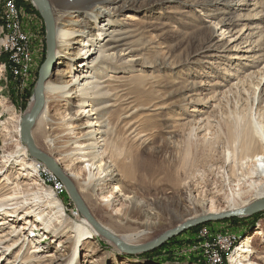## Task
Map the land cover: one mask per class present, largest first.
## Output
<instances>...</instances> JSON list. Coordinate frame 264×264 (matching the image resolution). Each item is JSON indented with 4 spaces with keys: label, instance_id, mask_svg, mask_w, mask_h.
Masks as SVG:
<instances>
[{
    "label": "rangeland",
    "instance_id": "rangeland-1",
    "mask_svg": "<svg viewBox=\"0 0 264 264\" xmlns=\"http://www.w3.org/2000/svg\"><path fill=\"white\" fill-rule=\"evenodd\" d=\"M22 1V6H16L23 29L31 35L32 70L25 81L12 78L7 71L9 57L0 52V73L3 71L0 77V197L12 193L21 197L20 201L24 203L32 198L31 194L40 197L37 203L33 202L35 211L33 218L28 220L36 222L38 230L31 232V226L27 225L28 231L21 234L18 232L25 224L21 218H18V223L15 218V223L13 218L4 220L8 224L0 225V235H10L0 238V264H50L45 259H35L30 252L32 242L35 245L41 241L51 248L57 246L53 235L37 222V217L43 215L47 220L50 218L52 229L57 226L50 198V194L53 196L54 193L50 189L52 180L48 183L46 180L51 179L49 175L41 176L44 175L42 171L33 172L31 168L24 171V175L30 174L28 178L14 179L19 173L17 168L1 162L9 156H17L14 154L19 153L18 147L22 146L26 148L28 160H32L26 145L20 140V132L18 136L16 131L18 124L20 126L28 118L26 115L34 105L33 90L40 66L46 58L44 21L30 0ZM46 1L56 30L62 22H82L84 15L81 12L85 10H71L79 13H71L61 20V8L54 0ZM123 1L125 6L118 9L108 7V3L95 5L92 14H99L97 20L93 19L90 28H82L81 31L84 37L91 36L96 23L109 20L112 30L119 26L118 30L128 31L130 35L122 48H130L131 53L125 50L121 55V59L130 63L124 65L118 60H105L102 68L96 67L95 75L103 80L114 77L105 81L112 86L107 90L119 84L116 80L122 82V91L117 92L121 102L119 100L116 108L111 107L110 110L116 109L114 112L106 114L110 115L107 141L111 144L106 149L108 157L104 161L109 162L114 173L119 175L115 184L123 191L131 190L136 203L149 204L148 211L154 213L152 220L157 222L156 226L137 239V245H144L186 222V218L194 212L191 201L204 200L206 209L216 211L229 207L247 208L264 200L258 199L264 195L263 191H254L248 186V176L237 182L241 190L235 197L237 183L229 182L228 173L231 166L236 174H240L239 153L233 151L236 144H233L232 135L242 133L244 124L251 118L264 124V0ZM73 46L79 49V46ZM68 50L63 48L64 55ZM77 60L72 62V72L77 74L82 70L89 73L88 66L82 69ZM2 64L6 66L5 72L1 69ZM63 66L56 70L62 71ZM135 75L137 77H127ZM54 78L51 77L50 81ZM26 95L27 101L21 109L22 98ZM45 104L49 108L50 119L63 116L65 105L59 106L57 99H52L46 91ZM128 106L138 109L131 111V121L135 122L133 129L139 134L136 137L128 134L124 128L127 120L121 119ZM60 130L58 145L66 139L62 133L64 126ZM35 131L33 128L31 133L36 148L56 161L59 155H50L42 143L50 132L48 127L44 128V136ZM53 135L56 133H51ZM56 163L61 169L68 164L63 160ZM77 168L72 166L76 172ZM243 170L246 171L245 167ZM66 176L100 226L114 230L119 236L140 232L122 224L120 219L124 210L119 212L120 216H113L112 210L101 203V199L111 192L112 185L103 187L102 195L95 196L83 185L87 173L82 172L79 178ZM3 177L8 179L7 183L2 181ZM61 196L58 198L67 218L80 224V218H85L76 214L69 194L66 192ZM177 202L186 208L183 210ZM4 217L0 212V220ZM231 219L190 228L155 250L136 255H125L121 250L116 252L112 244L99 235L93 241L84 242L81 264H128L129 261H135L134 264H207L201 257L203 251L198 246L201 242L209 244V240H216V236L232 235L237 240L233 245L235 250L243 238L254 234L257 229L262 234L254 237L248 262L264 264V210ZM87 223L96 233L93 226ZM14 229L15 232H12ZM204 229L212 238L199 234ZM18 239L19 242L24 240V245L11 247ZM230 251L233 253L232 249ZM107 253H113L115 258L108 259ZM222 264L230 263L225 257Z\"/></svg>",
    "mask_w": 264,
    "mask_h": 264
},
{
    "label": "bare ground",
    "instance_id": "bare-ground-1",
    "mask_svg": "<svg viewBox=\"0 0 264 264\" xmlns=\"http://www.w3.org/2000/svg\"><path fill=\"white\" fill-rule=\"evenodd\" d=\"M42 1L48 5L46 0H42ZM54 1L58 5V7L61 8V15H60V17L62 18L61 20L66 19L71 13H79L77 11L71 12V10H74L76 8L83 9L85 11L81 12L84 15L82 22L78 23V21H75L73 23H70L65 20L66 22L65 23L62 22L60 24V28L56 30V35H55L56 45L53 54L54 59L51 65V69L48 72V76L43 86V93H42L43 102H44V91H46V93L50 95L52 99H57V104L59 106L65 105L66 108L64 110V114L63 116L61 115V117L54 118L52 120L48 115V109H49L48 106L46 104L45 105L43 104L42 107L43 109L41 110L39 116L37 117L33 128L40 134V136H44V128L48 127V130L50 132L48 133L47 136H45L44 139H42V143L50 155L52 153L55 154L57 153L59 155L56 159L57 162L63 160L64 163H68L67 165H65L63 169H61L57 165L56 161L50 157V159H52V161L60 168L61 172L65 176L66 174H68L71 178H79L82 172L87 173V177L83 185L85 188H88L90 192L95 196L102 195V193L105 190L103 189V187L112 185L111 192H109L107 196L101 199V203H103V206H105L107 209L112 210L113 216L114 215L120 216L119 212L121 213L124 210L123 215L120 219L122 224L123 225L128 224L131 227H133L134 230H139L140 232H130L119 236L112 229H109L110 231L106 228L104 229L113 236H115L116 238H118L119 240H121L123 243L129 245L130 244L137 245L138 242L137 239L141 238L142 236H145L151 228L156 226L157 222L155 220H152L153 219L152 216H154L153 215L154 213L148 211V209L150 208L149 204H145L143 202L136 203V201L134 200L135 198L134 193L130 192L131 190L123 191L119 187V185L115 184L119 180L118 179L119 175L118 173H114L115 172L114 168L112 165L109 164V162L104 161L105 160L104 158L108 157L106 154V149L111 144V142L107 141L108 127H109L108 116L110 115L106 116V114L110 111L114 112L116 110V109L113 110L110 109H112L111 107L116 108L117 105L119 104V100L121 96L118 95L117 92H121L123 86L121 85L122 82L117 81L115 79L116 81L115 80L114 81L118 82L119 84L117 85L115 84L114 89L107 90L108 87H112V86L109 85L110 83L106 84L105 81L114 79V77L110 76L108 79L103 80L102 78L96 77L97 75H95L96 67L97 69L102 68V65L105 60L106 61L118 60V62H121L124 65L130 63L129 60H126L124 58L121 59L122 57L121 55L123 54V51L126 50L128 51V53H131L130 48L127 47L125 49L122 48L123 46H126L125 40L130 35L128 31L118 30L119 26H117V29L112 30V26L110 27L111 22H109V20H104L102 21V23H96L93 29L91 27L92 29V33H90L91 36L84 37V32L81 31L82 28H90L93 19L97 20V15L99 14H94V16L92 14L95 5L108 3L109 4L108 7L113 6L114 8L112 9H118L120 7L123 8L125 6V2L123 0H72L70 3L69 0H54ZM119 3L121 4L118 6ZM88 11H91V13L89 14ZM73 45L79 46V49ZM63 48H69V50L65 55L63 52ZM124 54L127 53L125 52ZM30 58H31V54H30ZM77 59H79L80 67L82 69L88 66L90 70L89 73L82 72V70L80 71V73L77 74H74L72 72L71 68L74 65V63L72 62L78 61ZM62 66L64 67L62 71L56 70V68H60ZM3 69L5 72V68ZM91 70L92 71L94 70V72L92 73ZM2 73L3 71L0 73V77ZM54 76L55 78L52 81H50V78L51 77L53 78ZM127 77L134 78L137 77V75L127 76ZM126 100L124 99V101ZM32 103H33V99H32ZM130 107L128 106L126 108V112L122 115L121 119L122 121L127 120L126 123L124 124L125 125L124 128L126 129L127 132H129L128 134L129 135L134 134L133 136L136 137L139 134L136 132L135 128L133 129L135 122L131 121L132 120L131 116L133 115L132 112H134L133 110L135 109ZM263 125L264 124H262L261 122H257V120L255 119L252 120L251 118L248 121H246V123L244 124L245 127L242 133L237 132L235 135H232L233 144H236V147L233 151L234 153L235 152L239 153L238 163H240V174H236L232 170L231 166L228 169V173L230 175L229 178L230 183H237L241 179H245V176H248L249 177L248 186L254 191L257 190L264 192V126ZM61 126H64L65 132L63 131L62 133H64L66 139L62 142V145H58L57 137H59V135L61 134L60 133ZM19 128L20 126L18 124L16 131L18 136L20 132ZM51 133L52 134L56 133V135L51 136ZM18 152L19 153L14 154L17 156L15 157L9 156L5 160L1 161L5 164V166L9 164L10 166L17 168V171L19 173L18 176L15 177L14 179L21 180L24 177L28 178L30 174H26L27 176L24 175L25 169L31 168L33 172H37V173L42 171L44 175L42 174L41 176L46 177L47 175H49L51 179L53 178L55 179V181L57 182L59 181L61 188L64 190V195L66 194L67 192L66 187L59 180V178L55 176L52 172H50L42 162L37 161L33 157H31L29 152L28 154L30 156V159L32 160H28L27 151L24 146H22V148L18 147ZM73 165L78 166L77 172L74 171V169H72ZM243 167H245L246 171L243 170ZM67 178L69 179V177ZM4 180H6L5 181L6 183L8 182V179L6 177H3L2 181ZM35 185L39 186L40 184L38 185L35 183ZM51 190L52 192H54L53 196L50 194V198L52 200L51 206L53 209H55L54 214H55V220L57 226L52 229L50 218H48L47 220L44 218L43 215H39L37 217V219H39L37 220V222L41 223V225L45 227L47 232L53 235V238L56 239L57 241V246L51 248L50 245L45 246V244L41 241L38 242L37 244L35 243V245L32 242L31 245L32 250L30 253L34 254L33 257L35 259L37 260L45 259V261H48L50 264H81V253H82L81 249L84 245V242L93 241V239L99 235H97L94 232L91 226L83 218H80L81 219L80 224L72 223L67 218L62 201L58 198V196L60 197L62 196L56 193L53 189ZM240 190L241 187L237 183L235 185V193H236L235 197L239 196L238 192H240ZM75 191L77 193L76 188ZM31 196L32 198H30L29 200H27L26 203H24L20 201L21 197H19L18 195H14L12 193L2 195L0 197V212L2 213V216L5 217L4 219L0 220V225L5 226L6 223L8 224V221H4V220H7L9 218H13L12 220L13 223L15 222L18 223L19 222L18 218H21V221H24L25 224L20 228V231L18 233L21 232V234L22 233L25 234V231H28L27 225L31 226L32 228L31 232H35L36 230H38V226L35 225L36 222L30 223L28 220L29 218H33L32 213H34L35 211L34 208L35 205L34 206L32 205L33 202L37 203L36 201L39 200L40 197L34 194L33 195L31 194ZM23 197L24 196H22V198ZM78 197L81 203L83 204V206L85 207V209L90 214L88 208L83 203L79 195ZM261 198L263 199L264 195L258 197V199ZM23 199L26 200V198ZM20 204L23 206L20 207L19 206ZM176 204L178 206H181L183 210L184 208H186L185 205L182 206L178 202ZM190 204L193 206L194 212L186 218L187 221L191 219H196L199 216L203 217L210 214L218 215L239 209H246V207L245 208L229 207V208H224L222 210L214 211L211 209H206V203L204 200L203 201L196 200L195 202L191 201ZM74 206H75L76 214L77 213L80 214L75 204ZM115 206H118V208H115ZM14 218L17 219V221L14 222ZM42 218H44L45 220ZM155 219H157V217ZM12 232H15V229ZM261 234H262L261 230L257 229L254 234H248L245 238H243L240 245L237 246L235 250H233V253L229 258V263L256 264L251 262L249 263L248 261L251 254L252 241L255 236H261ZM9 235H10L9 233H2L0 235V238L3 237L7 238ZM223 236H227V235H223ZM223 236H216V237H223ZM227 237L230 238L229 236ZM228 242L221 240V245L224 246L227 245V247H230V243ZM1 243L2 242L0 241V244ZM21 244L24 245V240H22V242H19L18 239L11 245V247L17 245L19 246ZM110 244H112L116 252L120 253L119 248H117L112 242H110ZM48 249L51 250L48 251ZM38 254H40L41 256L43 255V257L40 258V255L38 256ZM107 258L114 259L115 257L113 253H107ZM134 263L135 261H129L128 264H134Z\"/></svg>",
    "mask_w": 264,
    "mask_h": 264
},
{
    "label": "water",
    "instance_id": "water-1",
    "mask_svg": "<svg viewBox=\"0 0 264 264\" xmlns=\"http://www.w3.org/2000/svg\"><path fill=\"white\" fill-rule=\"evenodd\" d=\"M30 1L33 3V5L40 13L45 24L46 58L38 71L37 82L33 90L34 105L28 115V118L23 120L20 125V139L22 143L26 145L30 156L33 157L35 160L42 162L45 165V167L55 176H57L59 180L65 185L67 192L70 194L71 199L76 205V208L78 209L80 214L93 226V228L95 229L98 235L103 237L105 240L112 242L117 248L121 250L122 254L136 255L138 253H143V252L146 253L153 251L156 248L160 247L170 238L179 235L182 231L196 227L198 225L212 221L241 217L244 215L246 217L264 210V200H263L252 204L246 209H239L218 215L210 214L203 217H198L196 219H191L181 223L176 228L162 234L156 240L148 242L147 244L144 245H137V246L123 243L121 240H119L118 238L107 232L103 227H101L98 223H96L94 219L91 217V215L88 213V211L85 209L83 204L81 203L72 182L61 172L60 168L52 161V159H50V157H48L45 153L41 152L36 148L34 144V140L32 138L31 132L34 123L37 117L39 116L44 104L43 96H42L44 82L48 76V72L51 69V65L54 59L53 54L56 45V40H55L56 29L48 5L44 3L42 0H30Z\"/></svg>",
    "mask_w": 264,
    "mask_h": 264
},
{
    "label": "built area",
    "instance_id": "built-area-1",
    "mask_svg": "<svg viewBox=\"0 0 264 264\" xmlns=\"http://www.w3.org/2000/svg\"><path fill=\"white\" fill-rule=\"evenodd\" d=\"M2 12L0 13V52L8 55L9 66H7L10 75L14 79H21L25 81L29 74L31 76V61L30 58V44L31 35L28 31L24 30L21 23L20 12L16 6L15 0H0ZM6 68L5 65H1V69ZM52 180V181H51ZM51 181V189H53L59 195L64 193L61 188L60 182L55 179L47 180ZM199 234L203 237L212 236L204 230L199 231ZM231 238V239H230ZM228 238L227 236L217 237L216 240H209V244L201 242L200 250H202L201 257L207 264H222L223 258L231 256L233 251V245H236L237 240L234 237ZM221 240L230 243V247L227 245H221ZM210 244H213L212 246ZM197 248V247H196Z\"/></svg>",
    "mask_w": 264,
    "mask_h": 264
},
{
    "label": "trees",
    "instance_id": "trees-1",
    "mask_svg": "<svg viewBox=\"0 0 264 264\" xmlns=\"http://www.w3.org/2000/svg\"><path fill=\"white\" fill-rule=\"evenodd\" d=\"M22 4H23V1L22 0H16V5L17 6H22ZM26 99H27V95L26 96H23V98H22L23 101L21 102V104H22L21 105V109H24L25 102L27 101ZM231 220H236V218H232Z\"/></svg>",
    "mask_w": 264,
    "mask_h": 264
}]
</instances>
